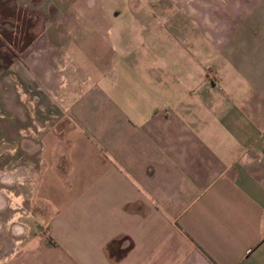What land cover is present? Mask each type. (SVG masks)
Here are the masks:
<instances>
[{
	"label": "crops",
	"instance_id": "crops-1",
	"mask_svg": "<svg viewBox=\"0 0 264 264\" xmlns=\"http://www.w3.org/2000/svg\"><path fill=\"white\" fill-rule=\"evenodd\" d=\"M153 3L131 45L102 20L132 81L84 82L45 132L23 264H264V0Z\"/></svg>",
	"mask_w": 264,
	"mask_h": 264
},
{
	"label": "rangeland",
	"instance_id": "rangeland-1",
	"mask_svg": "<svg viewBox=\"0 0 264 264\" xmlns=\"http://www.w3.org/2000/svg\"><path fill=\"white\" fill-rule=\"evenodd\" d=\"M138 1L0 0V264H23L24 244L47 227L37 169L45 132L74 123L69 94L84 82L132 81V56L113 50L121 32L101 27L119 9L128 44L133 31L143 40L130 18L159 7Z\"/></svg>",
	"mask_w": 264,
	"mask_h": 264
}]
</instances>
